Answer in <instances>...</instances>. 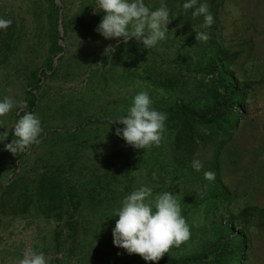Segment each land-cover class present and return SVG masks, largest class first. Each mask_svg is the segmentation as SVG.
<instances>
[{"label":"rangeland","instance_id":"obj_1","mask_svg":"<svg viewBox=\"0 0 264 264\" xmlns=\"http://www.w3.org/2000/svg\"><path fill=\"white\" fill-rule=\"evenodd\" d=\"M148 5L153 7L150 2ZM97 10L96 0H0V16L12 20L7 30H0V97L7 95L26 104L0 118V138L7 137L0 143V264H18L28 249L43 251L49 264H151L114 245L112 229L118 218L98 211L96 216L85 209V193L81 211L74 218H78L76 231L67 227L69 214L59 218L55 209L36 210L29 205L40 200L31 193L30 188L36 186L32 180L37 171L48 166L57 171L52 174L60 173L64 183L82 186L94 170L106 168V160L116 161L114 153L122 138L115 135V129L123 125L110 126V121L126 115L132 97L146 89L154 91L153 95L149 92L154 107L168 114L166 127L183 114L174 107L177 102L183 104L182 100L193 103L199 118L219 111L212 104L217 94L208 109L204 99L190 94V89L197 90L203 75L180 68L172 59L170 42L164 39L144 49L135 38L127 44L118 38L121 42L117 45V40L105 39L95 31L103 16ZM218 19V38L232 54L231 74L247 89L240 105L242 119L240 115L241 121L232 128L221 154V176L232 194L231 208L239 211L255 206L254 223L249 228L251 246L245 252L250 258L242 264H264V0H226ZM109 46L115 51L107 52ZM37 78L40 81L35 82ZM170 78L173 83L169 84L178 81L171 93L155 86L154 81L164 84ZM215 87L220 88V83ZM33 98L30 112L40 118L43 133L38 143L12 154L4 145L16 139L10 138V133L17 118L29 112ZM160 101H164L162 107H157ZM198 147L200 160L203 148ZM203 150L208 156L213 152ZM34 168L37 171L33 172ZM143 180L148 183L151 179L138 177L135 184ZM167 191L178 199L182 195L195 198L202 187L196 182L190 188L171 183ZM203 217V212L191 216L195 229ZM190 232L195 242L189 238L168 253L175 251L178 259L191 255L203 233L193 232L191 227Z\"/></svg>","mask_w":264,"mask_h":264},{"label":"trees","instance_id":"obj_2","mask_svg":"<svg viewBox=\"0 0 264 264\" xmlns=\"http://www.w3.org/2000/svg\"><path fill=\"white\" fill-rule=\"evenodd\" d=\"M225 1L208 0L214 23L210 28H204L201 26L203 17L193 18L192 10L183 9L184 0H145L147 4L151 3L152 8H158L162 3L167 5L172 21L167 26L169 32L165 40L170 42V49L173 48L170 50L173 54L172 59L176 60L180 68L186 71L195 69L203 75L199 86L195 87L197 90L190 89V94L204 99L207 109L212 107L209 102L217 94L212 104L219 111L199 118L192 107L193 103L182 100L183 104L180 105L177 103L181 101L177 102L174 107L176 109L177 105L178 112L182 111L183 116H178L180 118L178 122L172 123L173 126L166 127L159 146L146 150L135 149L121 139V147L115 151L113 157L116 161L107 163L108 160H106V168L102 169L103 166H101L100 172L94 170L92 176L88 175L89 181L82 186L74 182L64 183L60 173L52 174L57 172L52 167L44 166L43 171H37L34 168L33 172L37 171V175L32 182L36 183V186L30 189L33 196L35 194L40 196V200L38 199L37 204L29 205L35 206L36 210H42L44 213L55 209L59 218L69 214L67 227L76 231L78 218L77 220L74 218L77 212L81 211L84 193L85 209L93 210L96 216L99 215L98 212H105V214L108 212V216L112 217L115 210L120 207L122 199L143 183L146 186L149 185L148 187H151L155 194L167 191L171 183L190 188L191 184L196 182L200 188L202 187L201 194L195 198L182 195L179 200L182 215L193 232L203 233L201 242L192 249L189 256L183 254L182 259H178L175 251L173 255L165 253L156 264H242L245 260L249 262L250 256L248 257L245 252L251 246L249 228L254 223L255 206L247 205L239 211L231 208L232 194L221 176V154L226 143L231 139L232 128L239 125L242 119L243 111L240 105L247 93V89L239 85L231 74L229 64L232 63V54L222 45L216 32L219 8ZM62 25L66 31L63 22ZM197 32H205L209 39L197 40ZM206 76L208 79L204 78ZM34 81H40V78ZM144 81L149 82L148 78ZM154 82L155 86L159 85L166 93H171L173 86L178 83L175 80V84H169V82L173 83L171 78L164 84ZM216 83H220V88L215 87ZM145 91L150 92L147 89ZM153 93L154 91H151L150 95ZM35 100V98L31 100L29 112L35 105ZM160 102L161 104L157 103V107H162L164 101ZM172 133L175 134L170 137ZM219 136L222 138L220 141H218ZM10 138H14V130L11 131ZM197 146H201L206 151L213 150L208 156L202 149L203 155L200 161L203 167L199 171L192 167V160L199 158L200 151ZM204 154L209 157V160H206ZM158 165L159 168H157ZM207 171L215 173L214 180L205 179L204 173ZM138 177H148L151 182L149 181L148 184L146 180H143V183L140 181L136 185ZM121 178L122 181L119 180ZM28 187L30 184H27ZM199 212L204 213L203 223L195 229L192 225L194 222H190V219ZM261 219L263 220L264 217L261 216ZM190 242H195L193 236L190 237ZM209 256L212 257L209 258ZM150 263L154 264L152 261Z\"/></svg>","mask_w":264,"mask_h":264},{"label":"clouds","instance_id":"obj_3","mask_svg":"<svg viewBox=\"0 0 264 264\" xmlns=\"http://www.w3.org/2000/svg\"><path fill=\"white\" fill-rule=\"evenodd\" d=\"M99 12L103 13L95 31L103 38L117 40L127 44L135 40L144 49L155 47L166 38L170 10L166 4L158 8L150 7L145 0H96ZM184 10H192L193 18L203 17L204 28H210L214 16L210 11L208 0H184ZM96 10V9H95ZM11 19L0 16V30H7ZM197 40L207 41L208 34L197 32ZM107 52H114L109 46ZM26 104L15 102L10 96L0 97V118L5 117L13 108L23 109ZM168 114L157 110L147 91H141L132 97L126 115L117 116L110 121L123 125L115 129V135L122 138L127 145L135 149H149L159 146L166 130ZM0 123H3L0 120ZM43 133L40 118L34 112H24L14 124V136L5 150L17 154L39 142ZM7 139L0 138V143ZM103 153V149H99ZM192 167L199 171L203 165L199 159L192 160ZM205 179L212 181L215 173L207 171ZM118 217L112 229L113 243L126 250L128 254H138L145 261L158 262L173 246L179 247L189 240L191 232L177 194L170 191L153 193L146 185L132 190L121 201L113 217ZM50 258L43 251L28 249L18 264H49Z\"/></svg>","mask_w":264,"mask_h":264}]
</instances>
